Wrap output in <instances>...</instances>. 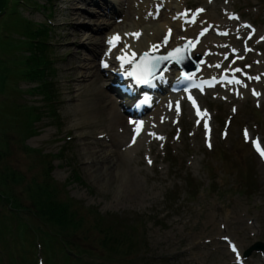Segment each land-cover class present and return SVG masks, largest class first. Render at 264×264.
<instances>
[{"label":"rangeland","instance_id":"obj_1","mask_svg":"<svg viewBox=\"0 0 264 264\" xmlns=\"http://www.w3.org/2000/svg\"><path fill=\"white\" fill-rule=\"evenodd\" d=\"M104 1L95 0L92 4L90 0H75L82 7L77 10L84 13L86 22L82 23L83 18L76 22L65 17L64 0H0L3 185L8 184L17 199L29 205V187L53 181L65 201L81 205L82 230L88 229L91 237L87 241L79 239L81 242L75 236L71 238L85 246L83 249L94 248L95 255L101 253V235L99 228L93 227L97 221L94 217L101 219L97 224L102 230L104 224L116 225L123 244H117L119 253L112 252L111 264H264L263 252L244 257L254 244L264 243V51L257 46L259 40L255 46L246 47L253 31L264 34V0H237L235 7L228 8V18L247 25L245 35L238 38L241 49L235 45L236 34L231 35L235 39H229L214 24L204 29L208 36L227 42L221 56L214 58L219 61L213 68L221 75L217 85L214 79L205 77V61L196 60L197 45L185 41L197 37L190 35L195 28L187 30L186 25L203 6L190 9L187 3L194 0L174 1L183 9L186 19L183 28L171 27L170 38L178 41L172 49L192 45V57L199 67L195 77L203 83L211 82L212 86L173 92L178 89L173 84L166 86L157 102L151 101L146 116L140 117L141 128L160 104L167 105L170 99H175L176 104L162 124L155 125L152 119L147 122L156 126L154 143L131 155L130 168L139 180L134 188L127 186L122 172L108 182L85 169L86 160L75 139L77 134L70 131L77 122L73 118L76 109L63 101L64 62L75 50L86 58L95 57L102 77L112 68L108 67L110 59L105 46L113 28L107 21L124 20L130 2L135 0H111L117 14L109 18L95 13L110 12ZM208 13L216 18L214 11L209 9ZM71 23L74 27L67 26ZM96 24L100 27L96 28ZM79 28L86 33L93 28V33L99 35L102 51L96 56L94 51L99 49L88 42L86 46L78 45L73 37L74 30ZM31 29L39 31L35 43ZM199 39L202 40L201 36ZM231 40L234 42L230 43ZM33 49L46 61L47 70L41 71L43 83L26 76ZM163 54L167 52L158 53ZM86 63L91 60L86 59ZM107 85L103 89L116 99ZM185 96L187 99L181 103ZM134 107L132 110L138 111ZM8 171L20 179L14 186ZM21 213V219L29 226L30 244L26 242L24 252L16 235L6 232L4 239L0 235V264H15L10 260L11 252L19 254L16 264H36V258L39 261L43 256L46 262L43 248L48 239L43 224L34 215ZM108 230L106 226L103 231ZM33 239L41 245L34 252L30 250Z\"/></svg>","mask_w":264,"mask_h":264},{"label":"bare ground","instance_id":"obj_2","mask_svg":"<svg viewBox=\"0 0 264 264\" xmlns=\"http://www.w3.org/2000/svg\"><path fill=\"white\" fill-rule=\"evenodd\" d=\"M74 1L64 0L65 17L76 22L83 18L82 23H85L84 13L77 10L82 9V7L76 5ZM78 1L84 2L86 0ZM135 1H138V3ZM135 1L130 2L129 13L124 20L107 21V25L113 28L112 36L107 40L105 46L107 59H110L108 67H112L109 74H104L107 80L98 72V67L94 61L95 57L86 58L84 55H80L78 50H75L64 62L65 93L63 94L64 103H68L76 109L73 118L77 119V122L70 131L77 134L75 139L77 147L82 150L83 157L86 160L85 165L87 166L85 169L92 171L104 180H108V182L114 181L117 175L122 172L126 176L127 186L132 188L138 185L139 180L134 170L130 168L133 164L131 155L134 152H140L145 145L149 144L151 146L154 143L152 137L156 131L155 125L166 121L168 111L176 104V100L170 99L168 104L164 106L160 104L151 117L146 120V126L143 128H141L143 123H140V117L146 116L151 108V101L157 102L162 95L161 93L166 91V86L170 87L173 84L181 83V81L184 82V80L181 77V69L177 64H169L164 68L162 76L147 86L138 87L137 81L132 75L128 74V71L132 64L145 53H147V56H151L154 53L167 52L163 55H167V58L170 59L168 55L174 50L172 49L173 46L178 43L177 39L170 38L171 27L176 25L183 28L186 19L183 9L175 4V0ZM209 1L194 0L187 3V7L190 9L198 6H203V8L186 25L187 30L195 28L194 31L190 32V35L197 37L185 39V41L188 40L197 45L194 49L195 58H197V61H202V63L203 60L205 61V77L214 79L216 84L221 75L219 76L218 71L213 68L219 61L214 60V58L221 56L220 52L227 42L208 36L204 29L214 24L219 33H226L229 39H235L231 35L236 34L235 36L238 39L245 35L247 25L246 22H235L232 18H228V15L231 14L228 8L231 5L235 7L237 0ZM94 2L95 0H90V3L93 4ZM103 4L110 12L107 14L105 10L95 11L97 15L102 13L106 18L116 16V8L112 5L111 0H106ZM209 9L214 11L216 18L213 19L209 15ZM72 25L73 23L67 26L74 27ZM199 25L202 27L201 30L197 28ZM98 27L100 25L97 26L96 24V28ZM79 30L73 32V37L78 41V45L84 44L86 46L85 43L88 42L89 45H93L95 49L100 50H95L94 56L100 53L102 51L101 40L99 35L93 33V28H88L87 33ZM199 36L202 40L199 39ZM257 40L260 42L257 46L264 51V34L259 31L251 33L246 47L255 46ZM233 42V40L230 41V43ZM235 45L238 49L243 47L240 39L236 41ZM248 57L253 58L251 54H248ZM86 59L91 60V63H86ZM152 60L158 59L153 58ZM121 61L127 62L124 69H121ZM166 62H169V60H166ZM106 83L108 84V90L113 91L118 99H114L107 90L103 89V85ZM186 83L191 82L188 79ZM210 86H212L211 83L207 87ZM97 87L98 89H95ZM144 96L151 98L146 110H142L138 106L139 99L144 98ZM187 97L181 99V103ZM77 101L80 104H76ZM190 101H192L191 98ZM132 107L138 108V111H133ZM150 119L155 122V125L147 124Z\"/></svg>","mask_w":264,"mask_h":264},{"label":"trees","instance_id":"obj_3","mask_svg":"<svg viewBox=\"0 0 264 264\" xmlns=\"http://www.w3.org/2000/svg\"><path fill=\"white\" fill-rule=\"evenodd\" d=\"M30 26L31 24H29L27 28ZM31 36L33 37L32 39L36 38L34 42H32L35 43L40 37L39 31L37 32L31 29ZM38 56V52L33 49L29 59L30 62L27 63L28 70L26 76H29L33 80H40L41 83H43L41 80L43 72L41 71L47 70L44 69L46 61L40 59ZM40 68L42 70H39ZM47 87L48 85L45 84L44 88ZM8 172L10 173H7V175L9 176L11 174V179L9 177L7 178H9V181L13 180L11 185L14 186L13 183H18L20 179H16L17 177L12 171ZM0 183V218L2 217V220H0V235L2 239H4L6 232L7 234L16 235L19 246L23 247L22 249L25 252L26 249L24 246L26 242L30 244L28 241V234L30 231L28 228L29 226L21 219V212L34 215L35 218L40 220L46 230L44 234H46L48 243L43 248L46 252V254H44L46 256V262L43 256L39 261H37L36 258V264H53L59 260L61 264H111V261H113L112 252L119 253L117 244H123V242L119 240L122 235L117 233L118 227L112 224H104L102 226L103 230L106 226L107 229H109L107 232H104L101 226L97 224L101 223L99 217H94L97 221L94 222L95 226L93 227L97 230L99 228L98 232L101 236L98 237V239H100V249H98V251L101 253L100 255H95L94 253L96 250L88 246L86 247L87 249H83L85 246H81L78 240L87 241L91 236L88 229L82 230L81 205L77 203L69 204L68 201H65L60 196V191L53 181L46 180L45 184L40 185L38 183H33V185L29 187V191L31 192V202L29 205L17 199L15 196L16 193H13L15 191L12 188L8 189L6 186L8 184L3 185L2 178H0ZM76 232L78 234H76ZM72 236L77 237L78 240L71 238ZM81 240H79V242H81ZM5 242L8 241L5 240ZM43 242H45V239H43ZM38 243L39 242L33 239V245H30V250L32 249V252L36 250V246L39 247L40 244ZM41 252L40 250V253ZM49 253H52V257L49 256ZM23 254L26 255L25 253ZM10 255V260L15 264L20 260V257H18L19 254L11 252ZM53 257L57 260L54 261Z\"/></svg>","mask_w":264,"mask_h":264},{"label":"water","instance_id":"obj_4","mask_svg":"<svg viewBox=\"0 0 264 264\" xmlns=\"http://www.w3.org/2000/svg\"><path fill=\"white\" fill-rule=\"evenodd\" d=\"M179 50V51H177ZM170 59L174 60V63L178 65V67L184 69L185 73L183 74V80H186L189 76L197 75L199 72L198 63L195 59L192 58V48L190 44H184L181 47L174 49V51L169 54ZM146 57V59H145ZM149 57V58H148ZM162 59L163 61L169 60L167 55L158 57V55L145 56L143 55L141 58V63L147 64L151 58ZM145 61H144V60ZM151 59V60H152ZM148 61V62H147ZM149 63L146 65L148 67ZM167 67V66H166ZM164 67L158 73H162ZM254 252H263L264 253V243L258 242L250 247L244 254L245 258H249Z\"/></svg>","mask_w":264,"mask_h":264},{"label":"snow or ice","instance_id":"obj_5","mask_svg":"<svg viewBox=\"0 0 264 264\" xmlns=\"http://www.w3.org/2000/svg\"><path fill=\"white\" fill-rule=\"evenodd\" d=\"M133 35H139V34H133ZM110 43H111V41H110ZM177 51H179V50H177ZM133 55H135L134 53H133ZM145 56H147V53H145ZM107 65H105V67H106ZM262 155H264V153H262ZM150 162V161H149ZM234 252L236 251V248H235V246H233V249H232Z\"/></svg>","mask_w":264,"mask_h":264}]
</instances>
